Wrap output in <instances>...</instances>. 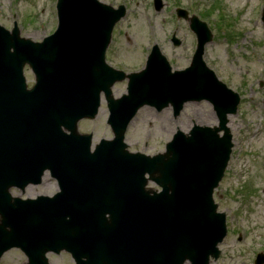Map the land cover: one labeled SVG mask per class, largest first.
Instances as JSON below:
<instances>
[{
	"label": "rangeland",
	"instance_id": "rangeland-1",
	"mask_svg": "<svg viewBox=\"0 0 264 264\" xmlns=\"http://www.w3.org/2000/svg\"><path fill=\"white\" fill-rule=\"evenodd\" d=\"M100 1L116 9L120 5L127 8L107 51V62L127 73L144 68L145 55L154 44L159 45L173 69H184L191 62L196 36L187 21L177 18V8L186 9L190 16H198L210 27L214 37L204 59L242 98L238 114L230 119L234 138L231 159L214 194L219 210L227 214L228 235L220 245V259L212 264H254L257 254L264 252V22L259 15L264 0H161L160 11L155 10L154 0ZM55 3L56 0H0V25L11 30L17 22L22 37L39 42L57 27ZM153 28L155 35L150 34ZM173 35L181 40V47L173 46ZM25 75L32 86L33 73L26 69ZM113 91L115 97L126 93V83L117 84ZM102 108L107 109L106 103ZM145 109L150 112L149 118L141 110L126 135L133 152L157 154L164 151L177 128L186 132L194 123L216 124L215 114L206 103L189 104L178 118L169 109L160 115L149 107ZM79 132L93 133L95 143L112 137L104 126L103 115L83 122ZM54 186L46 182L42 188L30 191L46 194ZM13 195L25 197L18 190ZM26 261L24 254L14 249L4 255L0 264Z\"/></svg>",
	"mask_w": 264,
	"mask_h": 264
},
{
	"label": "water",
	"instance_id": "water-1",
	"mask_svg": "<svg viewBox=\"0 0 264 264\" xmlns=\"http://www.w3.org/2000/svg\"><path fill=\"white\" fill-rule=\"evenodd\" d=\"M78 1L79 0H59L60 17L64 22L69 19L74 26L76 25L83 28L86 22V17H88V13L81 5H77L74 9H70L72 4ZM85 1L98 12L96 26L97 30L101 33L99 41L101 62L97 71H104V66L102 64L104 52L110 42L112 29L115 23L121 18V16L124 15V10L122 8L118 13L107 8V12L94 5L93 0ZM89 17L92 18V15H89ZM192 28L196 31L200 38V47L195 59L196 64L194 66V69L196 68V70L199 71L201 70L199 64L201 62L202 49L205 43L210 41L212 37L207 29V26L203 23H199L196 18L193 19ZM7 37L13 43L20 41L27 47L31 45L29 42L21 40L17 31H15L13 35L4 32L1 36L2 41H5ZM73 44L74 36L71 31L65 27L56 36L55 41L46 45L45 48L41 46L31 48L28 52V56L29 59L33 61L36 68L38 79H40V87L36 92H33V96L31 97H28L26 90L15 92L11 95V97L17 100H25L27 98L26 100L29 103H33V106L54 105L57 104L60 99L62 100V98L73 100L78 94L79 88H72L68 85V83L78 82L82 78L84 71L90 67V63L88 64V61H86V53L88 51L89 44L82 43L77 50H75ZM4 50L5 48L3 45L2 51ZM19 55L23 56V53H19ZM91 75L93 76L91 89L95 92L93 84L100 73L94 71ZM133 77L134 76H131L130 78L132 79ZM113 82L114 81L112 80L108 83L100 81V85L101 87H104L103 89H106L111 87ZM83 85L84 84H81V89L84 91L86 98L77 97L81 100V104L79 106H91L93 104V96H90V91L87 88H83ZM110 103L114 104L115 102L110 100ZM129 105L130 108L127 111L125 125L142 104L130 102ZM219 107L224 108L225 106ZM227 110L234 112V104H231V107ZM225 113L224 109L220 111L223 128L226 124ZM210 134L218 138L216 133L210 130L201 129L200 132L198 131L194 133L197 144L199 146H205L206 150L210 153V156L201 170L204 188L197 189L198 198H195L192 201L190 208L195 207L200 209L206 217L212 215L213 219L212 221L206 223L203 233L201 234V237L198 238V241L193 242V250L188 251L187 257H189L195 264H209L208 261L210 256L218 258L219 251L217 250L216 245L225 236V218L224 216H220L215 213L216 207L213 206L211 195L213 188L217 185V181H219L223 176L224 169L229 159V148L231 146L230 137L227 133V135L221 139L222 141H215V138L210 136ZM122 136L123 134L121 132L120 137ZM161 168L162 167H159V170ZM154 175L155 172L152 173V176ZM182 176L183 175H180L176 179L178 180ZM157 180L159 179L157 178ZM11 206H13V204H11ZM12 246L13 244H8L0 247V257ZM185 257L186 256H183L181 259L184 261ZM263 263L264 256H261L257 264ZM31 264H33V262Z\"/></svg>",
	"mask_w": 264,
	"mask_h": 264
},
{
	"label": "bare ground",
	"instance_id": "bare-ground-1",
	"mask_svg": "<svg viewBox=\"0 0 264 264\" xmlns=\"http://www.w3.org/2000/svg\"><path fill=\"white\" fill-rule=\"evenodd\" d=\"M144 113L147 114V115H145V116H146L147 118H149V116H150V112H149L148 110L145 109V110H144ZM148 114H149V115H148ZM30 188H31V187H28V188H27V194H28L29 196H32V195H33V192L30 191Z\"/></svg>",
	"mask_w": 264,
	"mask_h": 264
}]
</instances>
